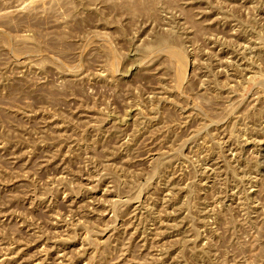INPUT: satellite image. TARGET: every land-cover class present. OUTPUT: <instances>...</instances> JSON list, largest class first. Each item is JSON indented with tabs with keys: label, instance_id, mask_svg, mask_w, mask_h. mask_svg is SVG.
<instances>
[{
	"label": "rangeland",
	"instance_id": "374dc122",
	"mask_svg": "<svg viewBox=\"0 0 264 264\" xmlns=\"http://www.w3.org/2000/svg\"><path fill=\"white\" fill-rule=\"evenodd\" d=\"M0 264H264V0H0Z\"/></svg>",
	"mask_w": 264,
	"mask_h": 264
}]
</instances>
